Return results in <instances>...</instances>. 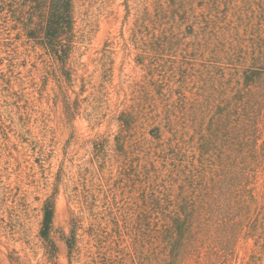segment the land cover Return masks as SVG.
Wrapping results in <instances>:
<instances>
[{"label": "rangeland", "instance_id": "obj_1", "mask_svg": "<svg viewBox=\"0 0 264 264\" xmlns=\"http://www.w3.org/2000/svg\"><path fill=\"white\" fill-rule=\"evenodd\" d=\"M31 1L0 0V264H264V0H72L64 61Z\"/></svg>", "mask_w": 264, "mask_h": 264}, {"label": "trees", "instance_id": "obj_2", "mask_svg": "<svg viewBox=\"0 0 264 264\" xmlns=\"http://www.w3.org/2000/svg\"><path fill=\"white\" fill-rule=\"evenodd\" d=\"M32 7L36 10H44L41 18V23L38 28L32 27L33 17L27 26L25 33L30 40L46 50L50 55L55 56L57 59L64 61L65 51L61 43L64 42L65 37L69 35L73 27L72 18V0H33L31 1ZM64 53V54H62ZM245 81L248 84L246 77ZM53 205L48 202L45 204L44 218L41 229V234L47 237L49 228L52 223ZM185 218L175 220L173 222V230L177 234L171 236L168 244H174L178 241H184L186 236L184 233L190 228L191 223ZM179 251V249H177ZM176 251V250H175ZM178 251H176L178 253Z\"/></svg>", "mask_w": 264, "mask_h": 264}]
</instances>
